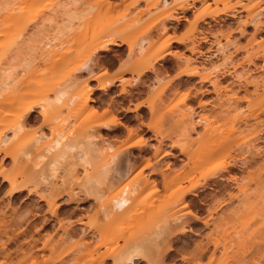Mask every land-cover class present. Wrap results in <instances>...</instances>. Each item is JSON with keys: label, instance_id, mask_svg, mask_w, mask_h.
Here are the masks:
<instances>
[{"label": "rangeland", "instance_id": "rangeland-1", "mask_svg": "<svg viewBox=\"0 0 264 264\" xmlns=\"http://www.w3.org/2000/svg\"><path fill=\"white\" fill-rule=\"evenodd\" d=\"M61 1L10 0L11 8L0 12V68L10 65L15 98L2 105L0 95V141L22 123L17 98L44 88L28 96L42 102L23 130L5 146L0 143V264H114L134 246L150 259L135 264H208L213 252L211 264H264V250H257L264 242V156L252 161L247 146L253 127L264 124V0H171L166 7L159 0H80L67 7L79 17L69 21L71 15L56 14L54 25L65 24L57 40L45 45L57 28L48 26L26 48L28 36ZM258 12L262 27L255 30L250 19ZM204 13L212 15L196 20ZM142 37L148 41L138 54ZM110 39L120 45L94 52ZM162 43L170 45L150 66L152 47ZM222 45L223 53L218 50ZM18 49L19 58L11 62ZM87 57L92 58L91 71L82 72L78 67ZM25 58L30 65L22 70ZM141 58L145 61L133 71ZM104 69V78L120 74L124 82L100 89L92 77ZM60 87L76 92V100L93 92L83 106H51ZM135 101V110L143 109L124 113L132 111ZM58 132L69 141L96 135L98 142L112 144L113 151L122 152L118 168L128 157V174L103 190L105 200L125 184L138 185L136 207L122 215L129 222L123 231L116 228L102 240L91 230L106 218L98 201L86 196V171L73 166L70 154L62 162L61 178L42 198L36 193L49 168V158L39 160L38 155ZM39 133L50 137L35 147ZM256 142L264 145L263 135ZM217 144L224 148L209 155ZM222 159L236 165L230 172L236 181L228 180L227 173L219 178ZM248 160L247 168H239ZM13 186L21 191L10 196ZM176 215L192 231L178 224L169 238L154 240L156 224ZM200 247L206 249L202 258Z\"/></svg>", "mask_w": 264, "mask_h": 264}, {"label": "bare ground", "instance_id": "bare-ground-1", "mask_svg": "<svg viewBox=\"0 0 264 264\" xmlns=\"http://www.w3.org/2000/svg\"><path fill=\"white\" fill-rule=\"evenodd\" d=\"M2 1L3 0H0V12H3L4 9H10L11 8L10 5L12 3L10 2V0H8L9 4H8V2H5V1L2 2ZM195 1H197V0H194V2ZM78 2H80V0H68V1L63 0L61 2H58L52 10L53 11L52 15L45 17L43 19V21L39 25H37L35 27V29L31 32V34L28 36V38L26 39L25 47L29 48L30 44L34 40H36L39 37H41L42 35H44L45 31H47L45 29H47L48 26L51 27L54 25L53 22H55L56 18L58 17V15L56 17V14L61 13V15L64 14V15H67L68 17L71 15V17L69 18V21L73 20V17H79L80 15L75 16L76 13L74 14V16H72L73 15V14H71L72 11L70 13L68 12L69 9L67 11L68 6L70 7L72 3L76 4ZM159 3L161 6L166 7L169 4V0H159ZM190 7H192V6L189 5L187 8H190ZM222 11H217V12H222ZM210 15H212V14H208V13L207 14L204 13L203 15L201 14L199 16V18H197L196 20H202V19H204V17L210 16ZM260 16H261V13L258 12L250 19V22L254 24L255 30H258L259 28L262 27V26H260V24L262 23V19L260 18ZM54 18H55V20H54ZM74 19H77V18H74ZM67 20H68V18H67ZM4 22H5V20L3 18H1V23H4ZM63 24H61L62 26L61 25H58V26L54 25V27L55 26L57 27V28L55 27L56 29L54 30V32L56 34L54 33L53 34L54 36L53 35H52V37L50 36L51 38L46 37V38H48V41H46L45 45L49 46L50 41L54 42L55 40L58 39V34L63 33V31L65 29L64 28L65 26H63ZM164 28L165 27H162V30ZM147 41H148V39L145 37L140 38V40L138 42V46H137V53L138 54H142L144 52V49H145L144 46H145ZM111 45H120V44L114 42L113 39H110L106 43L98 46L94 50V52L96 53V52L107 50V49H109V46H111ZM169 45L170 44H168V43H162L160 45L152 47V54H151V58L149 59V64L151 62L150 66L164 56V54H162V51L166 47H169ZM224 47H226V46L222 45L218 48V50L221 51V53H223ZM20 54H21L20 49L15 50V52L11 55V59H10L11 62H13L14 60H17L19 58ZM91 61H92V58L87 57V59L84 60L79 65L78 68L82 72H90L91 71ZM144 61H145L144 58L137 60V63H135V65L133 67L134 69H132V70L137 71L138 70L137 67L140 65V63L142 64V62H144ZM7 64H4L0 68V95L2 96L1 104L3 103L4 105H9L13 101H15V98L13 96L14 93L12 91L14 81L12 80V73H10V71L12 69H11L10 65H7ZM29 65H30L29 58H25L23 66H22L23 67L22 70H27ZM13 68L15 69V66ZM147 69H149V68H147ZM123 71H121V72H123ZM106 72L107 71L105 69L101 70L98 73H96V75L94 77H92V79L99 82V88L100 89L111 88L115 84V82H117V81L124 82V80H125L124 78L121 77L120 74L104 78L103 76L106 74ZM141 73H143V70L138 71V75H140ZM180 74H181V72H180ZM183 74L194 75V74H191L188 72L183 73ZM136 78L134 79L135 82L137 81ZM263 78H264V76H263ZM157 79H158V81L159 80L161 81V79H163V78L161 76H159ZM123 86H124V84H123ZM151 87H155V84H153ZM42 90H44V88L38 87V88L34 89L33 92L30 90H29L30 92L26 91V93L20 95L19 98H17V105H18V108H17L18 113L17 114L19 117H21L22 123L17 125L16 128L13 130V133H12L13 135H15L18 132H20L21 130H23V128H24L23 123L27 122L29 120L31 113L35 110V108H38L41 106L42 101L40 100V98L30 101V100H28V96L32 93L42 91ZM92 92H93V90L89 89L85 95H83L79 100H76V97H77L76 92L69 93V90L67 87H60L54 91V96L52 97V101H51L50 105L51 106H59L60 104L63 103V104H68V105L75 104V105L83 106L90 99V94ZM260 109L264 113V106ZM193 117L194 116L192 113L190 118H193ZM257 124L258 123H256V125ZM192 125H193L192 128H195L196 124L194 122H192ZM251 133H252L253 139L250 140V142L247 145L249 147V155L251 157L250 159L252 161H256V159H257L256 157H259L261 160L262 157L264 156V145L258 146L256 141L260 138V136L262 137V135L264 138V124H262L258 128L256 126H254ZM13 135L12 136H5L4 135L2 137L0 143L3 146H5L7 144V142L10 140V138L13 137ZM49 137H50V134L39 133L36 135L35 139L33 140V144L35 145V147H37L36 146L37 144L42 143V140L44 141ZM96 137H97L96 135H86L81 141L74 142V140L69 141L67 139V135L63 134L62 132H58L56 135L54 134L52 136V138L48 142L45 143V145L42 149L43 152L38 155L39 160H42L44 158L45 159L49 158V160H48L49 168H48L47 173L42 174L41 181H40V183H41L40 185L42 187H39V189L36 190V193L41 194L40 195V197H41L42 192H44L45 190H48L52 186V182H54L55 179H57L59 177L61 178V174L63 173V170L61 168L62 162L65 160V156L67 154H70L71 158H73V161H74L73 166L80 165L86 171V175L84 176L83 184H82L84 187L86 196H88L89 199H93V200L98 201V204H100L99 205L100 209L102 210L101 211L102 215L106 218V222L104 224L95 223V224L90 226L91 230L92 231L94 230L95 232H97L100 239L102 238V240H103L104 236L107 233H111L112 231H114V229L119 228L120 230L122 229V231H123V229H125L128 221L125 220L126 218L122 217V215L124 214V212L126 213L127 211L132 210L134 207H136L134 205V197L133 196L135 195V193L138 190V187H137L138 185L137 184H131V185L125 184L120 189L115 191V193H113L111 196H109L108 199L103 200L105 198V194H104L103 190L106 187V185H107L108 189L112 188L115 185L116 181L120 180L121 178H124L130 170V164H129L128 157H124V166H122V168H118V161L120 159V155L122 152L121 151H113L114 146L112 144H110L108 142L107 143H100V142H98ZM130 146H132V145H130ZM130 146H127L126 148H128ZM126 148H124V155H126L125 153H127V152H125ZM222 148H224V145L217 144V145L213 146V148H211L208 153H209V155H212L214 153H218L219 151H221ZM8 149L9 148H4L3 151H7ZM262 161H263L262 164H264V157H263ZM39 162L40 161H38L34 166H37L39 164ZM251 162L249 160L243 161V162H241L239 168H242V167L247 168V166ZM218 164H219L218 169L221 170V174L219 175L220 179H223V177L225 175L223 173H227V174H229L228 180L236 181V179H237L236 176L230 174V172L232 170L231 168L236 166L233 164V162H229L226 159H222L221 161L218 162ZM64 171H68V170H64ZM140 172H141V170L138 171L137 175H139ZM139 178L140 177H137L136 180ZM263 185L264 184H262V186ZM192 188H194V187H192ZM20 189L21 188L18 186H13V188H11V190L9 192V195L10 196L15 195V193L21 191ZM188 190L190 191V189H188ZM219 205H220V203H219ZM184 206H186V204H184L183 207ZM186 213L193 214L197 219L202 221L204 223V225H207V221H203L204 219L201 220L199 218V216H197L191 210H188ZM184 222H185V218L182 215H176V216H173L169 222L163 221V222L157 223L155 226L154 232H153L154 240L169 238L171 235H173L174 229L178 224H180L182 226V229H183L182 231H192L190 225L189 224L187 225ZM74 223H75L74 221L70 222L71 225H73ZM76 224L80 225V224H82V222L77 221ZM116 237L118 238L121 236H119V235L117 236V234H116ZM212 245L216 248L218 245L217 241L214 240L212 242ZM169 249L171 250L172 248L168 247V250ZM262 249L264 250V242H263L262 246L258 247L257 250L262 251ZM205 250L206 249H204L203 247L202 248L200 247V249H199L200 255L199 256L201 258H202L201 255L203 253L205 254V252H204ZM262 252H263V254H262V256H263L264 251H262ZM197 256L198 255H196V257ZM137 260H144L147 262L150 261L149 257L147 256V254L145 253L143 248H141L140 246H134V247L130 248L124 254V256H122L119 259L115 258L114 264H135V262ZM214 260H216V257H215L214 252H213L212 254H210L208 262L211 264V263H213ZM198 262L196 264H201Z\"/></svg>", "mask_w": 264, "mask_h": 264}, {"label": "crops", "instance_id": "crops-1", "mask_svg": "<svg viewBox=\"0 0 264 264\" xmlns=\"http://www.w3.org/2000/svg\"><path fill=\"white\" fill-rule=\"evenodd\" d=\"M171 2V0H169V3ZM170 34H178L176 31L174 32V31H171L170 32ZM120 44V43H119ZM122 46H124V44H122ZM126 57L125 56H123L122 57V59L120 60V61H118V62H116V64L112 67V68H109L110 70V72H115L117 69H118V67L123 63V61H124V59H125ZM175 72H172V75L174 74ZM136 103H137V101H135V102H133L132 104V106H130V109L132 110V111H127V112H124V113H127L128 114V112H132V113H135L136 111H141V109H143L142 108V106H140L137 110H135V106L134 105H136Z\"/></svg>", "mask_w": 264, "mask_h": 264}]
</instances>
